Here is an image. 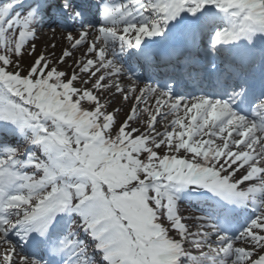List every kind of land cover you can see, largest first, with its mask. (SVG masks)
<instances>
[{"label": "snow or ice", "instance_id": "1", "mask_svg": "<svg viewBox=\"0 0 264 264\" xmlns=\"http://www.w3.org/2000/svg\"><path fill=\"white\" fill-rule=\"evenodd\" d=\"M0 264H264V0H0Z\"/></svg>", "mask_w": 264, "mask_h": 264}, {"label": "bare ground", "instance_id": "2", "mask_svg": "<svg viewBox=\"0 0 264 264\" xmlns=\"http://www.w3.org/2000/svg\"><path fill=\"white\" fill-rule=\"evenodd\" d=\"M47 38H48V39H50L51 37H50V36H48ZM42 39H44V37H42Z\"/></svg>", "mask_w": 264, "mask_h": 264}]
</instances>
